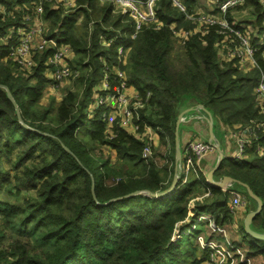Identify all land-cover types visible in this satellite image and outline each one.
<instances>
[{"label":"trees","instance_id":"obj_1","mask_svg":"<svg viewBox=\"0 0 264 264\" xmlns=\"http://www.w3.org/2000/svg\"><path fill=\"white\" fill-rule=\"evenodd\" d=\"M64 1L0 0V264H200L211 251L197 236L220 243L227 230L234 233L231 245L241 248L246 241V257L264 264V239L250 235L243 222L232 228L234 215L228 208L235 192L251 203L248 211L255 209L248 186L262 203L248 226L264 234V132L256 130L243 157H222L211 177L214 182L231 178L221 186L208 181L209 169L200 162L182 183L174 143L175 121L186 107H192L189 112L209 111L212 131L214 124L231 131L264 119L253 94L264 47L256 53L257 67L244 71L234 58L218 53L222 35L214 27L180 43L170 24H192L171 0L156 1L159 27L146 23L134 37L133 20L112 2L73 0L66 7ZM179 1L186 13L198 7L197 0ZM36 4L42 6V35L57 45L68 44L72 67L80 70L77 89L64 90L56 103L51 97L41 108L36 105L50 83L44 62L52 48L36 53L35 65L26 73L8 60L15 44L12 28L30 22ZM245 8L255 16L249 19L253 28L261 31L264 7L257 0H244L225 17L240 25L236 10ZM118 46L127 48L124 57ZM105 68L111 88L119 68L139 97L149 93L133 119L142 139L117 119H103V106L89 115ZM145 126L158 133L148 155L142 152ZM101 147L114 156L109 151L104 156ZM174 176L177 188L171 194H146L166 191ZM136 190L140 192L107 202ZM195 222L204 223V231L193 227L172 240L175 231Z\"/></svg>","mask_w":264,"mask_h":264},{"label":"built area","instance_id":"obj_2","mask_svg":"<svg viewBox=\"0 0 264 264\" xmlns=\"http://www.w3.org/2000/svg\"><path fill=\"white\" fill-rule=\"evenodd\" d=\"M104 1V0H100ZM113 3L115 9L127 13L133 20V31L131 37H134L146 23H154L156 27L161 25V22L156 18V1L157 0H108ZM244 0H217L213 12H204L200 10L199 6L194 8L192 13H186L185 7L179 0H171L172 4L180 11L185 13V17L192 22L191 28L177 27L176 23L170 24V30L173 36L177 38L180 43H184L188 37L195 32L201 34L206 33L209 28L214 27L216 31L222 35L218 45V53L228 59L234 58L236 63L242 67H257L256 53L264 47V22L261 31L254 28L248 23H241L240 25L229 21L225 14L227 10L235 5L242 4ZM258 3L264 7V0H257ZM66 7L74 5L73 0H65ZM34 18L23 26L12 28L14 32L15 44L10 47L8 52V60L18 69L19 72H28L35 65L34 56L36 53H41L46 48H52L50 55L45 60V76L49 78V88L64 80H73L79 76V68L72 67L71 60L73 52L68 44L57 45L53 39H47L42 35L44 28L43 18L41 16L42 6L35 5ZM235 19V18H234ZM10 36L6 37L4 42ZM109 41V40H108ZM107 42V41H106ZM108 44V43H106ZM127 48L118 46L117 53L124 57ZM123 59V58H122ZM114 74L118 80L113 88L110 87L109 74L106 71L103 73L102 80L94 89L93 102L95 107L103 106L101 116L103 119H117L118 123L133 132L138 138H143L144 134L137 131L138 126L133 122L137 115L138 109L143 106L146 98L142 99L137 95H129L126 93L127 87L124 72L115 68ZM50 84L52 86H50ZM254 100L259 114L264 118V66L260 70L256 83L253 87ZM90 114L93 112L90 111ZM89 114V115H90ZM256 130L264 132V119L261 121L252 122L243 127H236L231 131H227L229 139H232L235 144V150L229 157H243L244 149L250 142L251 137H255ZM146 143L143 147V154L151 153L152 145L158 138V133L151 126H145ZM114 136L113 132H109V138ZM215 149L212 142L201 139H189L184 143L181 153L182 165V183H185L189 171H195L196 162L200 160L209 152ZM260 152V147H257ZM247 203L245 196L240 193L233 192L229 201L228 208L235 215L240 209L244 208ZM194 224L190 226V229ZM215 228V227H213ZM219 230V228H218ZM221 230V229H220ZM181 232L175 231L172 240L180 237ZM205 245L209 246L211 252L209 257L202 261V264H232L231 253L235 251L236 246L216 243L212 241H205ZM237 250V249H236ZM240 250V249H239ZM237 250L238 252H240ZM219 253L221 256H216ZM240 262L243 264H251L250 259L240 255ZM200 263V264H201Z\"/></svg>","mask_w":264,"mask_h":264},{"label":"crops","instance_id":"obj_3","mask_svg":"<svg viewBox=\"0 0 264 264\" xmlns=\"http://www.w3.org/2000/svg\"><path fill=\"white\" fill-rule=\"evenodd\" d=\"M262 53H263V58H264V50H262ZM242 68L244 69V71L251 69L250 67H245V68L242 67ZM125 91L129 95H135L137 93L136 90L130 86L127 87V89ZM187 108H189V107H186L183 110H185ZM218 129H219V132L221 133V139H222L221 140L222 145L220 148L222 151V154H223V156H226V157L231 156L235 150V144H234V141L232 139H229V137H228V134H227L228 128L225 125L224 126L221 125V126H218ZM213 136L218 141L219 147H220V138L216 137L215 133L213 134ZM195 138L205 140V141H209V124H208L207 114H206V112L203 114V113H200L198 111H192V112L186 111L183 113V115L181 117V121H180L179 126H178V143H179V148H180L181 153L183 150L184 143L189 139H195ZM157 139L155 140V144L157 143ZM113 153H115V152H113ZM217 159H218V152L216 151V149H214L213 151L206 154L200 160V165H202V167L205 170L209 169V171H210L214 167V165L216 164ZM212 165H213V167L210 169V167ZM222 180H223V178L221 179V181ZM224 182H225V180L222 181V183H224ZM206 194L207 193H204V195H206ZM250 204L251 203H249L247 201L245 207L240 209L234 215V221H240V219H244L243 213L245 210H249ZM236 226H237V223L234 222L232 224V228L236 229Z\"/></svg>","mask_w":264,"mask_h":264},{"label":"rangeland","instance_id":"obj_4","mask_svg":"<svg viewBox=\"0 0 264 264\" xmlns=\"http://www.w3.org/2000/svg\"><path fill=\"white\" fill-rule=\"evenodd\" d=\"M216 1L217 0H197V4H196V6L198 5L199 6V8H200V10H202V11H204V12H208V11H210V12H213L214 11V9H215V5H216ZM195 6V7H196ZM252 10H253V8H252ZM236 16H238V17H240L239 18V20H242V23H248L249 25H251V29H253V26H252V24H251V20H248V19H255V16L249 11V9L248 8H245V9H243V10H240V9H238V10H236V14H235ZM252 21H254V20H252ZM191 24H192V22H190ZM77 79V78H76ZM76 79H73V80H64V81H60V83H55L53 86L50 84V86H52V88L50 87H48V86H46V88L44 89V92H43V95H42V97H41V99H40V103L39 104H37L36 105V108H41V106H47L49 103H50V101H49V99L51 98V97H53V99H55V103L58 101V99L62 96V94H63V92H64V90H66V89H77L78 87H76L75 85H74V82H75V80ZM94 89H96V88H94ZM92 105H91V107L89 108L90 109V111H92L93 110V108L95 107V103L92 101V103H91ZM184 109V108H183ZM92 114H90V116H91ZM213 132L215 133V135H216V137H218V138H220V148H221V145H222V139H221V133L219 132V129H218V125L217 124H214L213 125ZM108 151H109V153L112 155V157L114 156V153H113V150H109L107 147H101V152H102V154L104 155V156H107V155H109V153H108ZM159 161H161V160H159ZM5 166L7 167V168H9L10 167V164L7 162V161H5ZM251 211V210H250ZM249 211L248 210H245L244 211V213H243V217L245 218V215L248 213ZM242 217V218H243ZM243 220L244 219H240V221H234L233 220V222H232V224L235 222V223H238V222H243ZM2 224H1V218H0V226H1ZM204 225V223H199V222H195V226L194 227H196V228H201L203 231H204V228L202 227ZM188 227H186L185 228V230H186V232L187 231H189V229H190V227L187 229ZM236 228H237V226H236ZM185 232V233H186ZM192 232H194V231H192ZM234 233L232 232V231H230V230H227V231H223V234H222V236H221V240L220 241H218V242H220V243H222V244H226V242H228L229 244H230V242H231V238L234 236L233 235ZM220 237V236H219ZM218 237V238H219ZM197 238H198V240H199V242L202 244V245H204V246H206L205 245V240L203 239V237H201V236H197ZM231 245V244H230ZM232 246H234V245H232ZM241 248H238V247H235V251H231L230 250V253H231V260L230 261H232V264H243L242 262H240V259H241V256L240 255H243L244 257H246V255H245V253H244V250H242L245 246H246V241L244 242V241H242L241 242ZM239 250L240 252H238L237 250ZM210 251H211V249H210ZM216 256L218 257V256H221L219 253H217L216 254ZM248 259H250V262H251V264H256L255 263V258H254V260H253V258L252 257H247ZM198 264V263H197ZM202 264V263H201Z\"/></svg>","mask_w":264,"mask_h":264},{"label":"water","instance_id":"obj_5","mask_svg":"<svg viewBox=\"0 0 264 264\" xmlns=\"http://www.w3.org/2000/svg\"><path fill=\"white\" fill-rule=\"evenodd\" d=\"M170 22V19L169 21ZM6 92H7V96L8 98L12 101V103L15 105V109L17 111V117L19 119V121L22 123V118L20 116V113H19V110L12 98V94L11 92L6 88ZM191 110V107L179 112V114L177 115V118H176V121H175V127H174V143H175V165H178V163H181V151H180V148H179V143H178V126H179V123L181 121V117L183 115L184 112L186 111H189ZM206 114H207V118H208V124H209V140L212 142V144L214 145L216 151L218 152V159H217V162L215 164V166L207 173V179L209 182L213 183V184H216V185H223L222 181L226 180V179H231L230 177H227V176H224L223 177V180L220 182H214L211 177H212V174H213V171L215 170V168L217 167V165L219 164V162L222 160V157H223V154H222V151L219 147V143L218 141L216 140V138L213 136V131H212V116L210 114L209 111H205ZM213 140V141H212ZM64 148L67 150V148L64 146ZM177 177L174 176L173 180H172V183L170 185V187L166 190V191H163V192H157V193H154V192H146V194L152 196V197H163V196H166V195H169L171 194V192L173 190H175L177 187ZM245 188H246V191L248 193L249 196H251L257 203L256 207L254 210H251L249 211L246 215H245V218L243 220V223H244V228L245 230L252 236L256 237V238H261V239H264V234H259V233H256L254 231H252L249 226H248V221L251 217H253L255 214H257L260 209H261V200L251 191V189L245 185ZM93 192V190H92ZM140 191L139 190H136V191H133V192H130V193H127L125 195H121V196H116V197H112L110 198L107 202H111V201H114V200H117V199H122V198H126V197H129V196H132V195H135V194H138Z\"/></svg>","mask_w":264,"mask_h":264}]
</instances>
